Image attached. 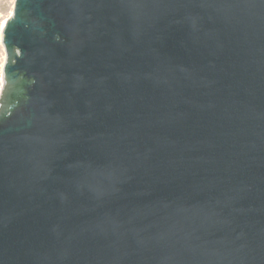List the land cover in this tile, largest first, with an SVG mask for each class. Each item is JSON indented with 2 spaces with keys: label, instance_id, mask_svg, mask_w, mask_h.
I'll use <instances>...</instances> for the list:
<instances>
[{
  "label": "water",
  "instance_id": "obj_1",
  "mask_svg": "<svg viewBox=\"0 0 264 264\" xmlns=\"http://www.w3.org/2000/svg\"><path fill=\"white\" fill-rule=\"evenodd\" d=\"M24 7L0 264H264V0Z\"/></svg>",
  "mask_w": 264,
  "mask_h": 264
},
{
  "label": "flooded vegetation",
  "instance_id": "obj_2",
  "mask_svg": "<svg viewBox=\"0 0 264 264\" xmlns=\"http://www.w3.org/2000/svg\"><path fill=\"white\" fill-rule=\"evenodd\" d=\"M24 1L25 0H18L14 16L7 26L8 31L15 32L16 30H18L19 27V23H17L18 21H21L28 26L30 25L36 26L38 24L36 22L37 16L31 12H28L25 9ZM43 26L44 29L41 30V32H47L51 29L49 22L43 23ZM15 37L16 34H13L11 36L12 42L8 44L10 50V56H11L10 57L11 60H9L8 66L16 64L18 62L19 56L22 53V49L14 43ZM8 66L6 72V90H5L6 97L10 98L11 100L13 98H17L20 101L26 100L25 98H23L22 93L19 92L18 88L23 84L25 86L28 85V87H30V85H32L33 79L27 76L24 71H20V70L12 71L11 69H9Z\"/></svg>",
  "mask_w": 264,
  "mask_h": 264
},
{
  "label": "rangeland",
  "instance_id": "obj_3",
  "mask_svg": "<svg viewBox=\"0 0 264 264\" xmlns=\"http://www.w3.org/2000/svg\"><path fill=\"white\" fill-rule=\"evenodd\" d=\"M16 5L17 0H0V34L2 36L7 24L14 16ZM2 36H0V96L4 86V71L7 60V53Z\"/></svg>",
  "mask_w": 264,
  "mask_h": 264
},
{
  "label": "trees",
  "instance_id": "obj_4",
  "mask_svg": "<svg viewBox=\"0 0 264 264\" xmlns=\"http://www.w3.org/2000/svg\"><path fill=\"white\" fill-rule=\"evenodd\" d=\"M19 113H25L26 115L28 114L26 111V107L24 105L17 106L16 109L14 110V112L12 113V115L10 116V118L15 117Z\"/></svg>",
  "mask_w": 264,
  "mask_h": 264
},
{
  "label": "bare ground",
  "instance_id": "obj_5",
  "mask_svg": "<svg viewBox=\"0 0 264 264\" xmlns=\"http://www.w3.org/2000/svg\"><path fill=\"white\" fill-rule=\"evenodd\" d=\"M0 36H2V34H0ZM1 72V71H0Z\"/></svg>",
  "mask_w": 264,
  "mask_h": 264
}]
</instances>
